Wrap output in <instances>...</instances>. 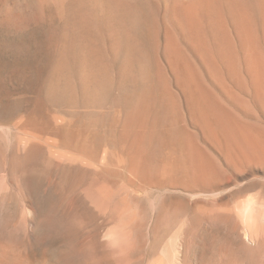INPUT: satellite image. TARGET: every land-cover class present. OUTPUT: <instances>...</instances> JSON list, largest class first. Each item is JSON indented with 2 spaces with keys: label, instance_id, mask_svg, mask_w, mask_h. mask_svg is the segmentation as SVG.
Wrapping results in <instances>:
<instances>
[{
  "label": "rangeland",
  "instance_id": "rangeland-1",
  "mask_svg": "<svg viewBox=\"0 0 264 264\" xmlns=\"http://www.w3.org/2000/svg\"><path fill=\"white\" fill-rule=\"evenodd\" d=\"M263 142L264 0H0V264H264Z\"/></svg>",
  "mask_w": 264,
  "mask_h": 264
},
{
  "label": "bare ground",
  "instance_id": "bare-ground-1",
  "mask_svg": "<svg viewBox=\"0 0 264 264\" xmlns=\"http://www.w3.org/2000/svg\"><path fill=\"white\" fill-rule=\"evenodd\" d=\"M218 1V0H217ZM235 5V4H234ZM211 6V5H210ZM239 9V8H238ZM222 15V14H221ZM247 19V18H246ZM238 37V36H237ZM245 45V44H244ZM252 54V53H251ZM250 60V59H249ZM252 60H254V59H252ZM254 62V61H253ZM160 67V66H159ZM253 70H255V69H253ZM262 72V71H261ZM162 89V88H161ZM179 92V91H178ZM152 97V96H151ZM153 101V100H152ZM160 105V104H159ZM205 114V113H204ZM207 115V114H206ZM146 116V115H145ZM217 118V117H216ZM151 120V119H150ZM223 121V120H222ZM227 123V122H226ZM146 126V125H145ZM183 126V125H182ZM198 126V125H197ZM219 127V126H218ZM141 128V127H140ZM250 128V127H249ZM231 129V128H230ZM148 130V129H147ZM234 131V130H233ZM251 132V131H250ZM130 133V132H129ZM153 134V133H152ZM179 135V134H178ZM258 135V134H257ZM261 135V134H260ZM123 137V136H122ZM258 137V136H257ZM260 137V136H259ZM151 138V137H150ZM256 138V137H255ZM123 139H125V138H123ZM178 140V139H177ZM260 140V139H259ZM140 142V141H139ZM264 143V142H263ZM111 144V143H110ZM264 145V144H263ZM132 147H133V145H132ZM140 148V147H139ZM182 149V148H181ZM150 150V149H149ZM262 150H264V149H262ZM197 155V154H196ZM254 156V155H253ZM252 157V156H251ZM258 158V157H257ZM261 158V157H260ZM258 160V159H257ZM262 160V159H261Z\"/></svg>",
  "mask_w": 264,
  "mask_h": 264
}]
</instances>
